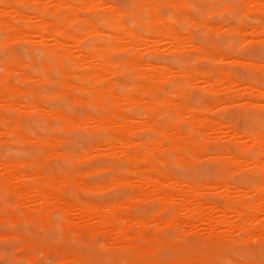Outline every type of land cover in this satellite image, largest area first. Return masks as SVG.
<instances>
[{
    "label": "clouds",
    "instance_id": "clouds-1",
    "mask_svg": "<svg viewBox=\"0 0 264 264\" xmlns=\"http://www.w3.org/2000/svg\"><path fill=\"white\" fill-rule=\"evenodd\" d=\"M204 3L216 0H0V17L19 29L0 38V85L6 62L22 64L32 79H12L29 89L26 102L92 118L69 129L33 106L23 133L88 140L55 161L61 176L111 169L89 190L50 191L36 176L24 192L0 184V264H264V69L228 63L246 57L249 33L264 46V0ZM192 41L217 53L186 49ZM150 120L149 139L130 144L145 134L125 128ZM0 134L19 146L5 158L48 159L3 123ZM93 144L115 154L86 158ZM61 197L100 210L81 219Z\"/></svg>",
    "mask_w": 264,
    "mask_h": 264
},
{
    "label": "rangeland",
    "instance_id": "rangeland-1",
    "mask_svg": "<svg viewBox=\"0 0 264 264\" xmlns=\"http://www.w3.org/2000/svg\"><path fill=\"white\" fill-rule=\"evenodd\" d=\"M223 2H224V0H216V4L215 5H211L210 6L209 4L204 3L201 6L202 7H208V8H210V9H212L214 11V10H217L220 6H222ZM218 29L219 30L221 29V31L229 30V29L222 28V27H219ZM248 37L249 38H248L247 43H249L250 45H252V47L249 49V52L246 55V57H244L243 59H229L228 60V63H232V64H235L236 63L235 65L242 66V67H237V69H236L237 71L250 70V71H255V72L259 73V71L261 69H264V65H263L264 64V46H261L260 45V42H259V38L258 37H253V35H251V33L248 34ZM0 38H3V35L0 34ZM34 39H37V38H34ZM197 46L198 47H201L200 50H198V51L201 52L202 54H205L206 53V54H209V55H215L217 53V50L216 49H209V48H207L205 46H202L199 41H192V42L186 44L185 45V48L186 49L190 48L192 51H197L196 50ZM20 65H22V64H20ZM165 66L166 67H170L168 65H165ZM165 66L162 65V66L159 67L160 71L162 70V74L163 75H166V74L168 76H175L176 75L175 70L173 68H171V67L169 68L170 69V71H169L170 73H168V70H169L168 68H167L168 69L167 71L164 70L165 68H163V67H165ZM22 68H23V65H22L21 69L18 70V71H15V73H18L19 72L21 74H25V73L22 72ZM14 69H16V68H14ZM163 71L165 73H163ZM25 76L29 80L32 79V77L28 76L27 74H25ZM11 82L14 85H16L14 83V80L12 78H11ZM206 82H210L211 83V81H206ZM231 83H232V85H233V83L235 85L236 84V81H232ZM237 86L238 87H247V86H245L243 84H241V85L239 84L238 85V83H237ZM19 88L22 90V93L18 97H16V99H12L11 102H14L15 101V103H16L17 102V99H19L23 103V105H21V106L22 107L24 106V108L26 110L24 108H22V107H20L21 108L20 109L18 107L19 105L17 106L18 107V110H17V107L16 106H15L16 108H14V110L13 109H9V108H7L5 106L6 105L5 102H3V103L0 102V106L3 107V115H4V117L7 118V120L9 119L7 123H4V125H5V127H11L12 128V131H13V129L15 131V127H16V132L18 131L17 133H15L16 136L19 137V138H20V136H23L21 139H23V140L26 139V140H24L25 147L27 149L31 150L34 155L39 156L40 153H41V151H43L40 144H41V142H46V140H45V138L40 137V136L30 137V136H27V135H25L23 133L22 127H23V124L25 122V118L27 117L28 110L30 109V107H33L34 105L31 104V103L26 102V99H25V97L27 96V93H28L29 89L26 88V90H24L25 88H23V89L21 87H19ZM24 91H27V93H25ZM25 105L27 106V108H26ZM38 105L41 107V112L40 113L43 114V115H45L49 120L53 119V117H51L52 115L50 116L48 113H50V114H51V112L58 113V111H53V110H51L49 108H46V107H44L43 105H40V104H38ZM22 109H24L25 112H22L23 111ZM8 110H11V111H8ZM66 116H68V115H66ZM70 117L71 118L74 117L75 121H77V122H74L71 126H68L69 129H81L85 125L87 127H90L91 126V123H90L91 120H88L87 118H86V121L82 122L83 124H81V122L79 121V119L76 116H68V118H70ZM148 122H150V123H147V128L151 124H152L151 126H154L155 125L154 127L156 128V124L158 123L156 120H150ZM17 123H18V125H17ZM145 124H144V126L142 128H135V131L134 132L144 133L145 135H142L140 138H138V139H136L134 141H137V142L140 141L141 143H143V142H145V141H147L149 139V137L147 136V133L150 132V131H152L154 127H151L150 126L149 127L150 130H149V128L148 129L146 128ZM59 140L61 142H59ZM55 141L57 143V147L55 148L56 149L55 150V153L52 154L51 156L48 155V159L47 160H43L42 159L43 162L45 161L44 164L46 166V169H49L50 168L52 171L53 170L56 171L55 161H59V160H63L64 159V156L62 154L71 155L73 153V151L76 150L78 148V146L81 145V144H83L85 147H88V140L85 137H83V136H76V135H74V136H71V137L57 138V139H55ZM32 142L33 143L35 142V143L33 144ZM60 143H62V144H60ZM95 145L96 144H93L89 148V151L90 150L93 151L94 149H91V148H93ZM18 147L19 146L16 145V144H14L13 141H12V139H10L7 135L0 134V158L1 159H7L9 161H21V160H17L16 158H5V153L6 152H8L9 150L17 149ZM98 148L99 149H95V151H93L96 154L90 151V156L89 157H86V158H91L92 159V157H93V160H96L98 158V155L103 156V155L107 154L108 152L110 154H113V152H110V150L112 151L111 148H109V150H108L107 148L101 147L100 145H99ZM104 150H106V152L108 150V152L106 153ZM39 160H36V161H39ZM36 161H21V162L33 163V162H36ZM101 166H93V167H90V168H87V169L81 171L79 173V174H81L80 182L83 183L85 181L84 184L86 186L85 185H82V186L79 185V186L80 187H83L84 190H89L91 188L92 184H94V183L95 184H100V183H104V182L108 181V177H106V176H104L102 174L105 173V172H109L111 170L109 168H107L108 171H107V169L101 170ZM44 170H45V168H43V171ZM45 173H48V172H45ZM64 177L70 178L69 176H64ZM89 177H95L96 179L95 180H92V181H89V179H88ZM71 185L72 184H69L66 187L69 188ZM90 204H95V203H90ZM95 205H97V204H95ZM78 209H79V207L77 208V210L75 209V211L73 213L74 214L82 213L81 209H79V210Z\"/></svg>",
    "mask_w": 264,
    "mask_h": 264
},
{
    "label": "bare ground",
    "instance_id": "bare-ground-1",
    "mask_svg": "<svg viewBox=\"0 0 264 264\" xmlns=\"http://www.w3.org/2000/svg\"><path fill=\"white\" fill-rule=\"evenodd\" d=\"M13 15H17V14L14 13ZM20 15H23V14L21 13ZM0 29H2V31H0V34L3 35V36H5V35H11V34L16 33V32L19 31V29H17V27L15 26V23H14V21H13V19H12L11 16L0 17ZM23 35L24 36H32V38H37V40L39 39V36L36 33L24 32ZM200 48L201 47H198L197 46L196 50L198 51V50H200ZM3 67L5 69V73H6L7 79H5V81L2 84V86L0 85V102H2V103L5 102L6 103L5 106L7 108L14 110V108H16L18 105H19L18 106L19 108L22 107L21 105H23V103L19 99H17V102L16 103H15V101L14 102H11L12 99H16V97H18L22 93V90L17 85H14L11 82V78H12L11 76H12L13 73H15V71L20 70L21 67H22V65H20L18 63H13V62H6L3 65ZM14 68H16V69H14ZM163 68H165L164 70L167 71L170 67H166L165 66ZM169 71H170V69L168 70V73H170ZM161 73H162V70H161ZM163 73H165V72L163 71ZM22 75H23L24 79H26V80L28 79L25 76V74H22ZM208 83H210V82H208ZM237 83L238 82H236L235 86H237ZM233 85H234V83H233ZM24 90H26V88ZM24 92L27 93V91H24ZM34 106L36 108H38L39 112H41V107L38 104H35ZM18 107H17V110H18ZM22 108H24V106ZM26 108H27V106H26ZM24 109H22L23 110L22 112H25L26 109L25 110ZM48 114L50 116L52 115L51 117H53V118H59V119H61L63 121H66L67 122V127L68 126H71L74 122H77V121H75L74 117L73 118H71V117L68 118V116H66L65 114H63L62 112H59V111H58V113L51 112V114L50 113H48ZM87 119L88 120H92L91 117H87ZM8 120L3 115V107L0 106V123H3V124L4 123H7ZM147 123H150V122H146V124H145L146 128H147ZM81 124H83V123L81 122ZM17 125H18V123H17ZM151 125H149V127ZM154 126H151V127H154ZM115 127H118L119 128V127H122V126L121 125H115ZM153 129H155V127ZM149 130H150V128H149ZM13 131H14V129H13ZM134 131H135V127L129 126V127L125 128L123 134L127 137V136H130L131 133H133ZM17 132H16V127H15L14 133H17ZM22 137L23 136H20V138H22ZM24 140H26V139H24ZM59 142H61V141L59 140ZM129 143L132 144V145H136V144H140L141 142L140 141L137 142V141L131 140V141H129ZM60 144H62V143H60ZM40 145L42 147V150L45 151V152H47V154L49 156H51L52 154L55 153V150H56L55 148L57 147V143H56L55 140L51 141V143H49L47 141L46 142H41ZM98 147H99V145H95L91 149H94L93 151H95V149H99ZM107 149L109 150V148H107ZM108 150H107V152H108ZM90 151L93 152L92 150H90ZM90 151H89V153H90ZM104 151L106 152V150H104ZM110 152H112V151L110 150ZM93 153H95V152H93ZM107 154H110V153L108 152ZM114 154L115 153H113L112 155H114ZM62 155L64 156V158H66V157L69 156L68 154H62ZM99 156L100 155H98V157ZM92 159H93V157H92ZM44 162L42 161V159H40L39 161L33 162L36 165V169H35V172H32L27 166L28 165H31L33 163H27V162H21V161H9L7 159H1L0 158V184H3L5 186L11 188L14 192H24L26 190L25 189V186H24V181L26 179L31 178L32 176H36V177H39L41 179H44V180L48 181L51 184L50 191H54L56 187H63L64 189H67L66 186H68L69 184H73V183H75L78 186L79 185H81V186L82 185H85L84 184L85 181L83 183L80 182L81 174H78L75 177L66 178L64 176H61L55 170L51 171L50 174L49 173H45L46 171L45 170H44L45 172L43 171V168L46 169V166H45ZM104 169H107V168L104 167V166H101V170H104ZM107 171H108V169H107ZM124 182L125 183H129L128 181H124ZM134 191H140V196H144V194H145L142 190H139V189H136ZM54 202L55 203H58V204H63L65 208L71 210V215L76 216V217L81 218V219H83L85 217V214L88 215V216H95L97 214V212L100 210V206L95 205V204H90L89 208H87V209H81L82 213L74 214L73 212L75 211V209L77 210V208L79 207L78 205H76V204H74V203H72V202H70L68 200L63 199L62 197L61 198H56V200Z\"/></svg>",
    "mask_w": 264,
    "mask_h": 264
}]
</instances>
